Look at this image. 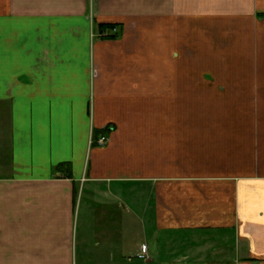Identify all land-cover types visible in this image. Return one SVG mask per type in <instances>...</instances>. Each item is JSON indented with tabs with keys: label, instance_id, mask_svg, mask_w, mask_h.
<instances>
[{
	"label": "crops",
	"instance_id": "crops-1",
	"mask_svg": "<svg viewBox=\"0 0 264 264\" xmlns=\"http://www.w3.org/2000/svg\"><path fill=\"white\" fill-rule=\"evenodd\" d=\"M108 191L142 264H264V0H0V264L131 262Z\"/></svg>",
	"mask_w": 264,
	"mask_h": 264
},
{
	"label": "rangeland",
	"instance_id": "rangeland-1",
	"mask_svg": "<svg viewBox=\"0 0 264 264\" xmlns=\"http://www.w3.org/2000/svg\"><path fill=\"white\" fill-rule=\"evenodd\" d=\"M89 186H86V191L83 194V200L82 199V195L80 198V203H79V207H78V211H80L81 216L83 215V212L87 206V203H89V199H90V193L88 192ZM127 195L129 198H131L133 196L132 193L127 192ZM105 196V197H104ZM103 197L105 199V203H110V204H116V207H114L112 209V218H113V222H123L125 220H129V230H128V236H127V241L124 242L122 240L123 243H127V246H129L128 248V255L131 258V262H125V264H142V260H139L136 257L137 254V244L141 243L144 238L143 235L141 233V225L139 223V220H134L132 219V212H134L133 210L136 209V204H137V208H139V202L136 203L135 200H128L127 198H122L119 203L117 201H109L110 200V195H109V191L106 192L105 194H103ZM104 202V201H103ZM120 205V206H119ZM137 210V209H136ZM130 259V258H129Z\"/></svg>",
	"mask_w": 264,
	"mask_h": 264
},
{
	"label": "trees",
	"instance_id": "trees-1",
	"mask_svg": "<svg viewBox=\"0 0 264 264\" xmlns=\"http://www.w3.org/2000/svg\"><path fill=\"white\" fill-rule=\"evenodd\" d=\"M113 29H118L117 26H116V24L101 25L100 26L99 37L115 38V35L105 34L106 32H110ZM109 132H110V130H108V129L103 130V131H95V133H94V142H96L102 135H108ZM60 167H63V166H60Z\"/></svg>",
	"mask_w": 264,
	"mask_h": 264
},
{
	"label": "built area",
	"instance_id": "built-area-1",
	"mask_svg": "<svg viewBox=\"0 0 264 264\" xmlns=\"http://www.w3.org/2000/svg\"><path fill=\"white\" fill-rule=\"evenodd\" d=\"M117 29H113L112 31H111V34H115V33H117ZM105 34H108V32H106ZM94 142V141H93ZM107 142H108V136L107 135H102L97 141H96V143L99 145V146H105L106 144H107ZM146 252H147V246L146 245H144V246H142V253L143 254H146Z\"/></svg>",
	"mask_w": 264,
	"mask_h": 264
}]
</instances>
